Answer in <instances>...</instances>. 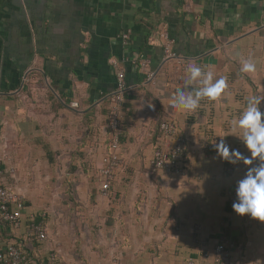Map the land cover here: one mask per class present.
Instances as JSON below:
<instances>
[{"label":"crops","instance_id":"1","mask_svg":"<svg viewBox=\"0 0 264 264\" xmlns=\"http://www.w3.org/2000/svg\"><path fill=\"white\" fill-rule=\"evenodd\" d=\"M162 31L173 40L174 58L164 55ZM122 33L129 34L127 44ZM241 58L252 59L256 72L241 73ZM190 63L227 76L229 87L187 114L169 101ZM119 67L129 89L122 165L103 195L99 170ZM262 94L264 0H0L1 181L25 201L22 224L9 227L10 238L23 242L37 216L49 236L53 210L43 208L31 186L63 184L84 204L79 215L97 217L104 234L97 242L108 257L101 246L78 254L73 242L66 249L46 241L28 244L34 264L38 258L41 264H215L220 241L231 244L233 264H264V222L237 215L226 197L246 166L222 161L214 148L223 139L249 155L238 138L226 135L245 98ZM260 107L264 111V101ZM165 120L187 139L185 175L150 164L155 148L174 144L159 128Z\"/></svg>","mask_w":264,"mask_h":264},{"label":"clouds","instance_id":"2","mask_svg":"<svg viewBox=\"0 0 264 264\" xmlns=\"http://www.w3.org/2000/svg\"><path fill=\"white\" fill-rule=\"evenodd\" d=\"M240 72H256L255 62L241 58ZM228 87L227 76L217 78L214 72L190 63L185 70L183 85L176 89L169 104L177 112L190 114L201 107L202 101L212 103L219 100ZM245 99L246 103L238 116L229 121L226 136L233 135L238 138L249 155L237 148H231L223 139L214 144V148L217 157L222 161L232 165L242 162L246 166L242 178L235 184L233 211L241 217L248 216L264 222V111L260 107L264 94L248 96ZM149 107L154 105L149 104Z\"/></svg>","mask_w":264,"mask_h":264},{"label":"built area","instance_id":"3","mask_svg":"<svg viewBox=\"0 0 264 264\" xmlns=\"http://www.w3.org/2000/svg\"><path fill=\"white\" fill-rule=\"evenodd\" d=\"M163 39V49L166 58L171 59L175 57V53L171 47L173 40L169 37L166 31L160 33ZM123 44L129 41V34L122 33L120 36ZM127 60V58H124ZM116 66V64H115ZM116 86L113 94L109 96V144L108 152L102 157V166L100 167L101 176V194L106 195L110 183L115 178L118 168L122 165V158L120 155V135H121V115L122 105L125 101V96L128 93V85L125 79V72L123 68L119 67L115 73ZM159 128L165 135L174 137V144L170 149L155 148L150 164L153 169L160 170L168 175L181 176L186 174V169L183 164V154L187 146V139L185 136L178 133L176 126L169 121H162ZM3 154L0 148V217L7 222L13 229L19 228L22 224L23 209L25 201L23 196L14 192L9 187L5 186L1 177L5 172L1 166L3 165ZM10 172H14L9 168ZM235 187L230 188L226 192V197L229 201L235 200ZM26 237L36 238L40 242H46L48 230L43 219L35 221L32 219L27 223L25 228ZM49 259L51 262L56 260V254L50 253ZM25 255L21 248L14 244H4L0 242V264H23ZM213 262L215 264H233L231 256V244L226 241L218 242L213 250Z\"/></svg>","mask_w":264,"mask_h":264},{"label":"rangeland","instance_id":"4","mask_svg":"<svg viewBox=\"0 0 264 264\" xmlns=\"http://www.w3.org/2000/svg\"><path fill=\"white\" fill-rule=\"evenodd\" d=\"M70 167L68 166L67 170L75 171L74 168L71 167V169ZM54 181H56V179H54ZM31 187L35 191L41 193L42 202L46 204V206H44L43 208L49 209L51 207V209L53 210V214L51 218L49 217L48 220L49 223L47 222L49 225H51V227L49 226V236L47 237V241H50L51 243L55 242L54 244L57 246L64 245V248L66 249V246L73 242L77 244V246L73 248L72 251L78 254L83 250L86 252L87 249H89L90 251H94V248H99V246H101L103 248L102 258L105 260V257H108V248H105V245L103 243L99 244L97 242L98 240H102L101 235H104L98 234V230L99 228H101V226L97 224V217L94 216L91 218H85L81 214H78L80 211H83L85 206L84 204H81L77 196V191L74 187L72 188V185L70 186L69 193L65 192L67 186L65 187L63 184H54V186L34 185ZM62 188H64L65 190L62 191ZM64 208L65 211H68V213L66 214L68 216H63L65 211L61 213ZM101 218L102 224L109 223L108 219L105 216ZM87 220L96 222L91 223L90 225V222ZM92 242L96 243V246H94ZM64 251L65 253H67V250Z\"/></svg>","mask_w":264,"mask_h":264},{"label":"trees","instance_id":"5","mask_svg":"<svg viewBox=\"0 0 264 264\" xmlns=\"http://www.w3.org/2000/svg\"><path fill=\"white\" fill-rule=\"evenodd\" d=\"M124 106V103L122 105V108ZM35 221H39L41 220L40 217H36L34 219ZM9 224L5 221L2 220V218L0 217V242L1 243H4V244H14L16 246H18L19 248H21V250L23 251V254L25 255V260L23 262V264H34V259L33 257H35L34 255V251L32 249V247H30L28 244L30 243L31 245H36V244H39L40 241H38L36 238H32V237H27L22 241H19V240H16V241H13L11 238H10V233L7 232V230H9ZM27 242V244H26ZM42 243V242H41ZM48 262L49 263H54V262H51V260L49 259L48 257ZM35 264H37V262H35ZM38 264H41V259L38 258Z\"/></svg>","mask_w":264,"mask_h":264}]
</instances>
